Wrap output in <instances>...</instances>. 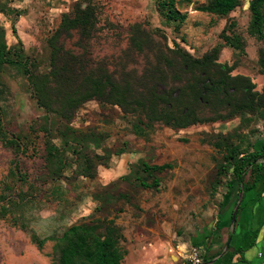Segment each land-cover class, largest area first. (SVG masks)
I'll list each match as a JSON object with an SVG mask.
<instances>
[{
	"label": "rangeland",
	"instance_id": "374dc122",
	"mask_svg": "<svg viewBox=\"0 0 264 264\" xmlns=\"http://www.w3.org/2000/svg\"><path fill=\"white\" fill-rule=\"evenodd\" d=\"M75 1L0 0V37L45 71L46 40ZM250 1L239 0L220 17L201 9L207 0H176L186 20L175 31L154 0H99L91 51L96 59L120 55L130 26L141 23L195 57L219 47V62L261 91L264 41L249 32ZM223 32L238 38L240 50L225 45ZM75 42L65 45L76 50ZM0 108L5 131L24 142L17 150L0 141V264H56V244L67 228L88 222L103 228L107 221L122 235V264H214L222 257L211 247L218 213L237 193L231 161L264 143V109L181 130L138 125L144 132L138 135L135 117L90 101L67 124L38 108L27 76L7 66L0 74ZM143 163L169 168L148 177ZM137 177L148 185L157 179L158 186L143 187Z\"/></svg>",
	"mask_w": 264,
	"mask_h": 264
},
{
	"label": "trees",
	"instance_id": "16d2710c",
	"mask_svg": "<svg viewBox=\"0 0 264 264\" xmlns=\"http://www.w3.org/2000/svg\"><path fill=\"white\" fill-rule=\"evenodd\" d=\"M154 3L159 15L174 24L175 31L179 30L186 14L176 9V0ZM238 5L239 0H207V6L201 9L224 17ZM100 9L99 0H76L72 9L60 17L58 27L46 40L49 61L45 71L21 55L20 50L7 47L0 37V74L6 66L22 71L38 108L67 124L85 103L96 101L135 117L133 130L138 135L144 133L138 125L149 128L161 124L181 130L253 115L264 109V85L257 91L249 77L232 75L233 68L218 60L219 47L195 57L177 41L169 45L164 34L155 38L156 32L145 29L141 23L130 26L126 49L120 55L96 59L91 41L98 31ZM249 11V32L264 41V0H251ZM73 38L76 50L65 45L66 40ZM221 39L225 45L240 50L238 38L233 40L223 32ZM181 42L186 43L184 39ZM258 66L264 75V47L258 53ZM43 128L48 132L47 124ZM0 141L17 150L24 144L20 136L5 131L1 108ZM167 168L168 165L143 163L141 171L153 177ZM231 170L233 190L243 197L264 175V143L257 150L233 158ZM137 180L143 187L158 186L157 179L149 185L139 177ZM236 207L230 224L236 221ZM222 211L216 223L217 238L224 228ZM121 240L122 235L112 221H107L103 228L90 222L72 225L56 244V264H122L126 251ZM34 242L39 248L43 245L42 241Z\"/></svg>",
	"mask_w": 264,
	"mask_h": 264
},
{
	"label": "crops",
	"instance_id": "0c3cea01",
	"mask_svg": "<svg viewBox=\"0 0 264 264\" xmlns=\"http://www.w3.org/2000/svg\"><path fill=\"white\" fill-rule=\"evenodd\" d=\"M239 195L221 213L224 228L211 249L222 257L214 264H264V175L240 200ZM235 206L237 218L230 224Z\"/></svg>",
	"mask_w": 264,
	"mask_h": 264
},
{
	"label": "water",
	"instance_id": "95a60500",
	"mask_svg": "<svg viewBox=\"0 0 264 264\" xmlns=\"http://www.w3.org/2000/svg\"><path fill=\"white\" fill-rule=\"evenodd\" d=\"M241 199V195H240V197H239V200Z\"/></svg>",
	"mask_w": 264,
	"mask_h": 264
},
{
	"label": "built area",
	"instance_id": "2783aa9c",
	"mask_svg": "<svg viewBox=\"0 0 264 264\" xmlns=\"http://www.w3.org/2000/svg\"><path fill=\"white\" fill-rule=\"evenodd\" d=\"M196 262H199L198 260H196Z\"/></svg>",
	"mask_w": 264,
	"mask_h": 264
}]
</instances>
